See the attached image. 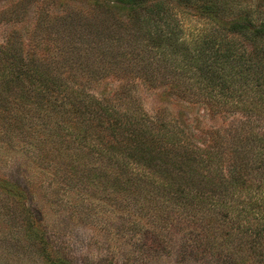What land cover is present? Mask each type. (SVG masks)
<instances>
[{
	"label": "rangeland",
	"instance_id": "374dc122",
	"mask_svg": "<svg viewBox=\"0 0 264 264\" xmlns=\"http://www.w3.org/2000/svg\"><path fill=\"white\" fill-rule=\"evenodd\" d=\"M261 27L264 0H0V264H264Z\"/></svg>",
	"mask_w": 264,
	"mask_h": 264
},
{
	"label": "trees",
	"instance_id": "16d2710c",
	"mask_svg": "<svg viewBox=\"0 0 264 264\" xmlns=\"http://www.w3.org/2000/svg\"><path fill=\"white\" fill-rule=\"evenodd\" d=\"M130 1H132V2H134V1H136V0H130ZM193 0H172V3H174V5L177 7V8H181V7H183V6H188L191 2H192ZM144 2V1H143ZM16 6H18V5H16L15 4V6L13 5L10 9H9V11H14V7H16ZM162 11H165L166 10V8H165V6H163L162 8ZM237 19V18H236ZM238 19H240V20H237V21H235V22H231V23H229L228 24V30H231V31H233V32H236V31H240V32H242V30H245L246 28H247V19H243V18H241V17H238ZM215 20V19H214ZM243 20V21H242ZM257 30H259L261 33H264V27H261V28H258ZM256 30V31H257ZM254 31V30H253ZM11 46V45H10ZM10 46H9V48H10ZM12 47V46H11ZM236 59L238 58V57H235ZM239 62H241V59H240V61ZM247 65H248V68L247 69H243V71L245 72V79L247 80V75H251V76H253V74L252 73H254V71L256 70V68H259V67H261V70H259V76L257 77V79L255 80L256 82H254V91H256L255 93L257 94V93H262V95H264V61L263 60H261V59H259V56H258V60H257V62H256V65L255 64H253V62H251V60H249L248 61V63H247ZM257 66V67H256ZM251 67L253 68V70H251ZM232 85H233V88H231L230 89V87H232ZM224 86H226V85H224ZM245 86H247V84L245 85ZM245 86H241V88H243V87H245ZM236 90V92H238V91H240L239 89H237V87L234 85V83L233 82H231L225 89H224V87H221L220 88V91H221V93L222 94H224V91L227 93V94H229V95H233L234 94V91ZM77 98V97H76ZM236 103V102H235ZM240 103H242V102H240ZM240 103H238L237 105L238 106H240V107H242V109H243V111L245 112V113H247V114H249L250 115V118H248L247 120H248V123H251L250 121H251V118H252V115H253V113H254V111H255V107L256 106H254V107H252L251 105H250V103H248V102H245V103H243V104H240ZM261 107V106H260ZM263 108V107H262ZM259 114L260 113H256L254 116H258V117H260L259 116ZM176 134V133H175ZM178 134L179 133H177L176 134V138H177V140H178V142L180 143V135L178 136ZM181 134V133H180ZM148 157H149V155H148ZM153 156H151V158H152ZM153 161V158L151 159V162ZM196 213H197V211H196Z\"/></svg>",
	"mask_w": 264,
	"mask_h": 264
}]
</instances>
